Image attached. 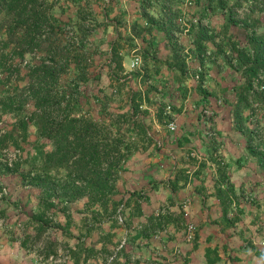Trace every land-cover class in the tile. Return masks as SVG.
Instances as JSON below:
<instances>
[{
    "label": "rangeland",
    "instance_id": "obj_1",
    "mask_svg": "<svg viewBox=\"0 0 264 264\" xmlns=\"http://www.w3.org/2000/svg\"><path fill=\"white\" fill-rule=\"evenodd\" d=\"M49 1L50 14L64 31L59 38L61 48H66L71 60L55 65L59 73L46 78L47 85L42 87L56 102L66 95L63 104L66 107L70 100L69 109L75 116L109 124L111 139L123 140L122 149L132 146L133 151L122 167L115 193L105 203H93L88 198L70 204L55 200L57 209L43 218L48 224L34 221L33 216L41 212L43 192L21 173L33 171L35 176L41 167L40 162L34 165L35 159L41 152H49L52 145L40 139L33 124L27 133L18 124L35 110L29 93L31 89L38 91L34 67L44 61L51 64V57L45 52V44L26 54L25 61L13 55L3 64L0 57V163L7 167L10 159L18 160L14 150H20L22 156L17 173H7L0 165V244L27 240L35 264H56L50 257L59 254L69 257L68 264L77 258L83 264H103L126 239L121 254L124 260L120 258L115 264H188V248L200 244V225L186 215V207L192 204L191 193H199L204 197L203 206L209 204L211 208L210 197L217 194L219 168L225 162L215 117L229 112L235 118L238 96L249 83L238 69L236 55L229 51L230 60L226 61L223 56H213L214 48L226 42V48L235 45L256 54L250 43L247 49L241 48L233 38L239 34L247 41L252 34L264 37V0ZM199 26L216 36L215 41L205 42L202 57L196 54L195 44ZM163 27L170 29L171 35ZM220 32L224 38H219ZM0 40H7L5 31L0 32ZM11 51L12 47L1 49L0 56ZM136 59L139 64L132 67ZM259 75L252 80L249 101L242 105L243 125L239 126L236 118L234 122L238 130L244 126L252 130L254 145L264 140V71ZM132 93L138 94L136 104L141 105L136 124L119 119L131 113ZM143 124L147 135L141 136ZM52 172L53 178L67 175L64 169ZM144 178L149 182H140ZM169 181L177 185L175 192L167 188ZM142 183H149L150 188L140 189ZM159 185L164 191L150 197ZM165 194L170 198L164 199ZM152 200L158 201L157 205ZM244 201L248 203L245 207L256 210L252 193L244 194L240 202ZM122 205L126 221L119 224L117 211ZM143 205L148 216L142 218ZM161 210L162 215L155 219ZM238 210L233 204L230 218L238 216ZM249 212L252 215H240L234 227L227 226L223 215L215 221L211 218V227L220 229L227 240L236 236L246 245L247 254L263 257L264 210L261 215ZM189 225L195 228L191 240ZM247 225L254 228L246 229ZM230 228L235 229L223 234ZM39 231L42 233L36 238ZM234 257L229 255L236 261Z\"/></svg>",
    "mask_w": 264,
    "mask_h": 264
},
{
    "label": "trees",
    "instance_id": "obj_2",
    "mask_svg": "<svg viewBox=\"0 0 264 264\" xmlns=\"http://www.w3.org/2000/svg\"><path fill=\"white\" fill-rule=\"evenodd\" d=\"M51 6L52 3L49 0H0V32L7 33V40H0V50L5 51L12 47L10 54L2 52L0 56L2 63L5 64L3 61L13 55H17L22 61H25L26 54L34 53L41 44L46 45L45 52L51 57V64L44 61L41 65L34 67L36 78L39 80L38 91L31 89L32 92L29 91V93H32V98L35 100V110L30 116L21 118L18 124L24 133H27L29 125L33 124L38 129L40 139H44L52 145L49 152H41L40 158L35 159L34 165L40 162L38 165L41 166L35 176H33V171L28 174L21 173L24 180L30 179L29 183L43 192L40 202L41 212L33 216L34 221L43 225L48 224L46 220H43L46 214L57 209L55 200L70 204L88 198L93 203H105L115 193L119 174L133 151L132 146H126L125 151L122 149L123 140L111 139L110 129L112 127L109 124L99 123L85 116H75L69 109L71 101L68 100L66 107L63 104V101L67 99L66 95L64 100L56 102L57 99L50 91H46L42 87L47 85L44 82L46 78H54L59 73L60 70H57L55 65L68 63L71 60L66 48H61L59 38L64 34V31L62 25L56 24L58 20L50 14ZM223 6L226 7L225 4ZM233 23L236 25V22ZM77 28L79 29V27ZM198 29L195 41L196 54L198 57H202L206 50L205 42L215 41L216 36L209 34L208 30L201 26ZM162 30L171 35L170 29L163 27ZM248 42L255 48L256 54L249 53L244 49L240 50L235 45L230 46V49L226 48V42L217 46L218 52L220 51L221 56L227 59L226 61L230 60V54H227L226 49H229L233 56L236 55V60L239 62L238 69L242 70L243 76L249 81L238 96L235 118L238 120L239 126L243 125L242 105L249 101L250 91L253 87L252 80L258 78L259 74L264 71V37L252 34ZM198 59L201 60V58ZM132 94L134 95L130 99L131 113L120 115L119 119L126 122L132 120L133 124H136L141 105L136 104L138 94ZM139 97L141 98V96ZM11 102V105H14L13 98H11ZM141 128L145 129L141 136L147 135V127L143 124ZM240 131L248 140V151L257 159L259 166L264 169L263 141L260 140L257 145H254L251 137L252 130L244 126L240 128ZM0 165L5 168L7 173H17L21 164L14 163L13 169L2 163ZM225 165L222 163L219 168L221 180L216 182V197L223 208L224 222L228 227H234L240 220V215L243 214L240 204V198L243 195L236 194V189ZM62 169L67 172V175L62 178H53L52 171L60 172ZM167 188L175 192L177 185H173V182L169 181ZM233 204L240 212L238 216L230 218V208ZM162 212L163 210L158 216H155V219L160 218ZM159 222L158 225L161 226L162 223L160 220ZM42 231H39L35 237H40ZM26 244L27 240L22 243V246L27 248ZM206 259L208 264L220 262L221 257L218 249L208 248Z\"/></svg>",
    "mask_w": 264,
    "mask_h": 264
},
{
    "label": "crops",
    "instance_id": "obj_3",
    "mask_svg": "<svg viewBox=\"0 0 264 264\" xmlns=\"http://www.w3.org/2000/svg\"><path fill=\"white\" fill-rule=\"evenodd\" d=\"M219 35V38H224V32H220ZM233 39L237 40L240 43L239 46L241 48L247 49L249 47V42L247 41L248 38L243 36L242 34L237 35ZM217 46L219 47L221 46V44ZM218 47L215 46L214 49L216 50V52H213L214 56H217V58L222 55L220 51L218 52ZM225 51L227 52V54L229 53L228 49H226ZM214 121L216 125V130L219 132L218 134L223 141V145L220 152L224 156V163L226 164L225 166H227L228 168V175L236 189V194L238 196L243 195L244 197V194H248L249 192L252 193L256 198V210L250 209V205H247L245 207V204H248L245 203V201L244 203L240 202L241 208L243 209L242 215L245 218H248V214L252 215L249 212L250 210L253 211L255 214L261 215L262 211L264 210V169L259 166L257 159L252 156L248 151V142L246 140V136H244V134L235 127V118L232 113H220L218 116L215 117ZM149 180L148 178H144L141 179L140 182H149ZM148 184L149 183L144 185L142 183V187L140 189L144 188L145 190H148L150 188H148ZM160 186L161 185H159V189H152L155 192L153 194H149V196L152 197L154 196V194L164 191V188H160ZM208 193L211 194L212 192L209 191ZM164 196H166L164 197V199L170 198V194H165ZM243 197L241 196L240 200ZM191 198H193L192 204L188 205L189 207H186V209L188 208V212H186V215L189 217V219H191L195 223H199L200 225L198 234V237H200V244H198L196 248H188L190 249L189 252H191V255L189 256L190 262L188 264H208L206 259V250L208 248H218L222 261L217 264H264V256L262 257L253 253L250 255L247 254L248 251L246 250V245L242 244V242H238L236 236H233L232 238L227 240V237L224 238L223 235L220 234V229L217 230L216 228L211 227L213 226L211 225L212 220L215 221V219H220V217L223 215V208L216 195H214V197H210V200H213L212 203H210V205L213 206H211V208H208L209 204L203 206L204 201L202 200L204 197L199 195V193H197L196 191L191 193ZM153 202L154 205H157L158 203V201L155 202L152 200V203ZM146 212V207L145 205H143L142 218L147 215ZM255 224H257V227L259 226L258 221ZM248 227L253 229L254 225H247L246 229H248ZM232 229L234 230L235 228ZM232 229L230 228L226 230V232L223 231V234L230 232V230ZM213 234L215 237L213 236ZM22 243L23 242L21 240L17 239L16 241L12 242L8 241V243L6 244H0V264H35L33 253L29 252L26 247H23ZM225 253L227 254V256ZM263 253L264 252H262V254ZM229 255L235 256L236 261L233 259L232 261L229 258ZM121 260H124V258H121ZM80 263L83 264V261L81 262L78 258L70 262V264Z\"/></svg>",
    "mask_w": 264,
    "mask_h": 264
},
{
    "label": "built area",
    "instance_id": "obj_4",
    "mask_svg": "<svg viewBox=\"0 0 264 264\" xmlns=\"http://www.w3.org/2000/svg\"><path fill=\"white\" fill-rule=\"evenodd\" d=\"M139 64V59H136L133 64L132 67H135ZM174 129V126H171ZM3 133V131H2ZM1 135V134H0ZM14 156L16 159L18 160H11L7 162V165L9 167H13L14 163L18 162L21 154H20V150H14L13 152ZM18 157V158H17ZM6 193V192H5ZM6 195V194H4ZM163 213V212H162ZM117 220L119 222V224H124L126 221V212H125V205H122L119 207L118 211H117ZM195 230L193 225H189L188 226V239H192L193 238V231ZM196 238V236H195ZM126 247V239H123L120 244L115 248V250L111 253V255L109 257L106 258L105 262H103V264H115L118 260H120V258L122 257V252ZM50 260L53 261L56 264H68L69 263V257L65 256L64 254H59V256L55 257V256H51Z\"/></svg>",
    "mask_w": 264,
    "mask_h": 264
}]
</instances>
